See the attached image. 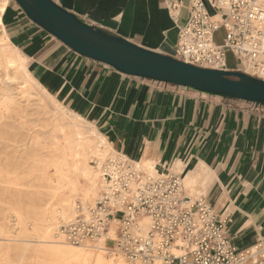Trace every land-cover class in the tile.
<instances>
[{"label":"crops","instance_id":"0c3cea01","mask_svg":"<svg viewBox=\"0 0 264 264\" xmlns=\"http://www.w3.org/2000/svg\"><path fill=\"white\" fill-rule=\"evenodd\" d=\"M54 1L88 24L168 55L190 6V0H182L173 12L165 0ZM1 18L10 43L45 79L57 80L54 91L67 92L68 101L113 150L148 163L151 170L153 163L158 173H178L188 183L187 194L198 191L226 217L234 247L259 239L264 233V105L117 71L72 50L29 19L15 0H7ZM227 67L237 68L234 58Z\"/></svg>","mask_w":264,"mask_h":264},{"label":"built area","instance_id":"2783aa9c","mask_svg":"<svg viewBox=\"0 0 264 264\" xmlns=\"http://www.w3.org/2000/svg\"><path fill=\"white\" fill-rule=\"evenodd\" d=\"M181 1L165 0L173 12ZM208 1L213 13L203 0H190L171 56L231 70L226 58L231 51L235 70L264 79V0ZM221 27L225 36L216 43L213 34ZM93 162L103 189L91 204L77 201L73 216L60 223L67 244L107 239L106 250L137 264H264V233L252 245L234 247L226 217H219L203 196L187 194L178 173L150 176L113 149Z\"/></svg>","mask_w":264,"mask_h":264},{"label":"rangeland","instance_id":"374dc122","mask_svg":"<svg viewBox=\"0 0 264 264\" xmlns=\"http://www.w3.org/2000/svg\"><path fill=\"white\" fill-rule=\"evenodd\" d=\"M2 28L0 24V264H83L73 255L95 249L106 260L120 257L131 264L106 250L109 242L70 246L58 237V227L69 218L73 203L94 201L100 191V176H92L98 171L93 162L99 160L96 146L84 142L95 126L67 114L63 106H75L67 92L45 89L40 84L44 73L10 43ZM224 36L221 27L213 40L221 43ZM226 58L227 63L233 60L231 51ZM50 81L57 86L56 79ZM111 150L100 148V160ZM165 173L163 169L161 175ZM183 185L188 187L185 180ZM188 194L199 196L193 190Z\"/></svg>","mask_w":264,"mask_h":264},{"label":"water","instance_id":"95a60500","mask_svg":"<svg viewBox=\"0 0 264 264\" xmlns=\"http://www.w3.org/2000/svg\"><path fill=\"white\" fill-rule=\"evenodd\" d=\"M26 16L75 52L122 73L264 105V79L204 68L135 44L81 20L54 0H15Z\"/></svg>","mask_w":264,"mask_h":264},{"label":"bare ground","instance_id":"6f19581e","mask_svg":"<svg viewBox=\"0 0 264 264\" xmlns=\"http://www.w3.org/2000/svg\"><path fill=\"white\" fill-rule=\"evenodd\" d=\"M1 1V4H0V15H1V12L4 10V6H5V2H6V0H0ZM204 2H205V4L207 5V7H211V5H210V3H209V1L208 0H203ZM0 24H2V20H1V17H0ZM3 29V28H2ZM4 33V32H3ZM6 37V36H5ZM6 42V41H5ZM18 53V52H17ZM4 54H5V51H4ZM17 55V54H16ZM4 56V55H3ZM5 57V56H4ZM16 57V56H15ZM2 59H4V58H2ZM10 59V58H9ZM18 59V58H17ZM20 61V60H19ZM9 62H13V61H11V60H9ZM18 63V62H17ZM19 64V63H18ZM11 65V64H10ZM14 69V68H13ZM22 69V68H21ZM16 73V72H15ZM37 78V77H36ZM28 79V78H27ZM40 84L45 88V89H51L52 91H54V89L56 88V86L53 84V82H51L50 81V79L48 78V79H45V81L43 82V83H41L40 82ZM39 88V87H38ZM54 105V104H53ZM56 107V106H55ZM63 108L64 109H66L67 110V114L68 115H70V116H73V117H75V118H79V119H81L82 121H84V122H87V120L86 119H84L82 116H79L78 114H77V112L75 111V109H72L69 105H67V107L66 106H63ZM66 110H64V111H66ZM60 112V111H59ZM65 114V113H64ZM74 121V120H73ZM73 124V123H72ZM92 127V126H91ZM75 128V127H74ZM90 132V134H91V136L92 137H90L87 141H84L86 144H91V143H95V146H96V151H97V156L99 157V160H97V158L95 159L97 162H100L101 160V152H100V148H104V149H112V145H111V143L107 140V138H106V136L105 135H103V134H101L95 127H93V130H91V131H89ZM80 133V132H79ZM75 134H76V132H75ZM89 134V133H88ZM69 137V136H68ZM70 138H72V137H70ZM73 139V138H72ZM88 144V145H89ZM83 145H85V144H83ZM78 146V145H77ZM86 146V145H85ZM84 146V147H85ZM78 148V147H77ZM77 148H76V150H77ZM84 149V148H83ZM95 151V152H96ZM104 152V151H103ZM94 153V152H93ZM79 154V153H78ZM104 154H105V152H104ZM77 155V154H76ZM71 157H72V155H71ZM105 157V156H104ZM76 159H77V157H76ZM84 159V158H83ZM130 159V158H129ZM139 168H141L142 170H144L146 173H148V175H150V176H153V177H157V176H159V175H161V173H158L155 169H154V167H156V166H154L153 165V163H149L150 164V166H151V168H152V170L147 166V167H145L142 163H138L137 161H135V160H133V159H131ZM73 161V160H72ZM79 164V163H78ZM81 166V165H80ZM78 167V166H77ZM70 168V167H69ZM94 168L95 169H97L98 171H96V174H94L93 173V177L95 178V176L97 175V176H100V171H99V169H98V167L97 166H94ZM157 168V167H156ZM73 169V168H72ZM74 169H76V168H74ZM74 169H73V171H74ZM71 170V169H70ZM94 170V169H93ZM72 171V170H71ZM90 171V170H89ZM81 173L83 174V175H85L86 176V172H85V168L83 167L82 169H81ZM96 176V177H97ZM84 177V176H83ZM92 177V178H93ZM81 179V178H80ZM86 180V179H85ZM81 181V180H80ZM88 181V180H87ZM73 182V181H72ZM80 184V183H79ZM89 184H90V182H89ZM84 185V184H83ZM95 185V184H94ZM68 186V185H67ZM82 186V185H81ZM99 186H100V191H99V193H97L96 194V199L99 197V194H100V192H101V190L103 189V182H102V180H101V176H100V181H99ZM80 188V187H79ZM84 189V188H83ZM71 190V189H70ZM73 190H75L76 191V189H74V187H73ZM84 191V190H83ZM53 193V192H52ZM79 193H80V191H79ZM70 194H71V192H70ZM69 196V195H68ZM74 196V195H73ZM70 197V196H69ZM75 197H76V195H75ZM74 198V197H73ZM58 200V199H57ZM84 200V199H83ZM92 200V199H91ZM91 200H87V201H82V200H80V202L83 204V205H87V204H91V203H93V201H91ZM72 202V201H71ZM76 203H77V201H75V203H73V205H72V208H71V214H70V216H69V218L70 217H72L73 216V214H74V208H75V205H76ZM63 204V203H62ZM66 204V203H65ZM69 206V205H68ZM71 206V205H70ZM64 207V206H63ZM66 209V208H65ZM64 209V210H65ZM66 212H64V214H65ZM63 214V213H62ZM67 216V215H66ZM68 219V218H67ZM66 219V220H67ZM66 220H63V221H61V222H64V221H66ZM147 225V223L145 222V226ZM45 226V225H44ZM58 229H59V227H58ZM45 230V229H44ZM46 231H47V228H46ZM59 231V230H58ZM42 234H43V232H42ZM47 235V234H46ZM50 235V234H49ZM57 235H58V237H60V238H62L61 236H60V232H58L57 233ZM47 237V236H46ZM99 241H105V242H109V240H107V239H103V238H101V239H99ZM98 241V242H99ZM61 242H63V243H65V244H67V242H65L64 240H62ZM98 242H96V244L98 243ZM110 243V242H109ZM69 245V244H68ZM83 245V244H82ZM71 246V245H70ZM84 249V248H83ZM63 253V252H62ZM73 258H74V261L75 262H82L83 264H127V263H125V261L123 260V259H121L120 257H118V258H115V259H109V260H106L105 258H104V256L100 253V252H98V249H95V250H89V251H79V252H77L76 254H74L73 255ZM131 264H137V263H131Z\"/></svg>","mask_w":264,"mask_h":264}]
</instances>
